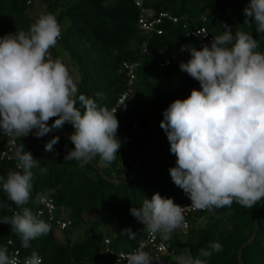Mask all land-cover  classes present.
Here are the masks:
<instances>
[{"label": "trees", "instance_id": "trees-1", "mask_svg": "<svg viewBox=\"0 0 264 264\" xmlns=\"http://www.w3.org/2000/svg\"><path fill=\"white\" fill-rule=\"evenodd\" d=\"M247 2L144 0V7L156 14L167 12L178 20L176 24L163 21L157 26L162 34L147 37L138 28V9L133 0H0V36L27 31L41 14L55 17L60 37L49 49L51 57L63 64L67 60L77 94L96 99L100 106L115 107L129 81L123 64L134 66L130 92L115 107L120 147L110 163L101 162L98 156L84 167L76 161H65L67 151L74 147L68 140L73 129L67 122L39 138L33 134L35 129L25 139L0 135V175L15 169L10 157L21 144L43 168L32 170L30 197L21 207L36 214L41 209L38 194L47 190L49 199L70 222L68 229L59 232V240L54 224L45 216L39 217L50 225V231L30 241L29 248H22L18 235L9 225L0 223V245L6 246L8 254L17 252L21 264L33 250L42 258V264H110L111 256L103 254L104 248L131 251L147 233L130 214V208L139 207L153 193L171 198L179 206L191 203L168 173L175 166V156L169 152L166 134L159 127L162 110L174 99H184L190 90L199 89L198 82L178 67L189 58L186 50L180 51L181 46L197 49L199 42L186 34L195 27H204L211 40L223 31L222 25L233 31L244 28L242 10ZM36 7L42 8L38 15L33 13ZM245 30L257 39V50L264 51V33L257 34L253 27ZM145 42L147 51L142 53ZM164 58L170 62L160 67ZM185 93L187 96H182ZM53 119L47 123L51 125ZM54 135L59 137L58 143L52 151H45L44 144ZM0 202L5 204L0 208V217L21 210L2 193ZM188 222L185 234H171L174 255L185 248L196 255L211 240L219 242L222 251L213 252L207 264H264V198L250 209L233 202L231 207L205 210L190 216ZM124 229L135 233V239L122 235ZM168 264H173V257Z\"/></svg>", "mask_w": 264, "mask_h": 264}, {"label": "clouds", "instance_id": "clouds-1", "mask_svg": "<svg viewBox=\"0 0 264 264\" xmlns=\"http://www.w3.org/2000/svg\"><path fill=\"white\" fill-rule=\"evenodd\" d=\"M242 11L244 28L233 31L222 25L223 31L199 50L181 46L189 58L178 64L179 70L197 81L199 89L169 103L159 122L175 156V166L168 169L170 178L196 210L211 212L233 202L250 209L264 198V51L257 50V39L245 30L253 27L257 34L264 33V0H248ZM59 37L60 26L47 13L39 15L27 31L0 36V135L17 139L35 129L33 134L39 138L67 122L73 129L68 140L74 147L65 161L84 167L98 156L110 163L120 147L117 108L108 109L92 97L77 94L76 81L49 52ZM50 118H54L51 125ZM58 140L52 136L44 150L52 151ZM10 158L15 169L0 175V193L21 210L0 217V223L18 235L22 248H29L30 241L50 231L45 220L21 207L30 197L32 170L40 163L22 144ZM49 196L47 190L38 194V202L48 204ZM184 209L171 198L153 193L129 212L149 235L167 241L184 223ZM121 234L129 240L136 237L128 229ZM220 251L222 245L209 240L196 255L188 248L181 250L173 256V264H207V258ZM121 260L162 264L158 255L140 247L121 253L116 264ZM0 264L21 261L0 245ZM22 264H42V258L33 250Z\"/></svg>", "mask_w": 264, "mask_h": 264}, {"label": "built area", "instance_id": "built-area-1", "mask_svg": "<svg viewBox=\"0 0 264 264\" xmlns=\"http://www.w3.org/2000/svg\"><path fill=\"white\" fill-rule=\"evenodd\" d=\"M134 6L138 9V17H137V25L139 30L142 32L144 36L151 37L153 34L161 35L162 30L157 29V26L160 25L163 21L172 22L176 24L178 22L177 18L172 16L171 14L167 12H162L156 14L153 10L144 7V0H133ZM186 37H192L197 39L198 46L197 49H199L206 40L210 41V37L208 35V32L204 27H195L190 32L186 34ZM142 53H146L147 51V44L146 42L142 44ZM174 57H171L173 59ZM170 60L165 59L159 63L160 67H165L169 64ZM124 70L127 72V75L129 76V81L127 85V90L125 93H123L116 102L115 107L121 105L124 101V99L127 97V94L130 92L131 82L134 78V66L124 63L123 64ZM114 107V108H115ZM113 108V109H114ZM40 203V202H39ZM41 209L36 213L39 217L45 216L47 217L48 221L54 224L55 229L61 231L66 230L69 228L70 222L68 219H66L63 215V210L61 208H58L54 205L53 201L49 199L48 204L40 203ZM185 207L184 209V223L182 226L175 230L174 232H179L181 234H185L189 229V222L188 218L190 216H195L196 214L203 212L205 210H196L190 206V204L181 206ZM60 212L58 217H56V213ZM108 241H105V244H107ZM7 245H10V242H7ZM143 248L145 251L151 252L153 255H158L161 258V261L165 264H168L169 260L174 256V249L171 247L170 239L167 241H162L158 235H149L146 233L143 238H141L135 247L131 249L133 251L136 248ZM127 252H115L113 250H109L107 247L104 248L103 254L104 255H110L111 260L110 264H116L117 259H119L121 253H128ZM9 255H16L17 252H10ZM18 258V257H17ZM120 264H124L123 260H121Z\"/></svg>", "mask_w": 264, "mask_h": 264}, {"label": "rangeland", "instance_id": "rangeland-1", "mask_svg": "<svg viewBox=\"0 0 264 264\" xmlns=\"http://www.w3.org/2000/svg\"><path fill=\"white\" fill-rule=\"evenodd\" d=\"M40 9H42L41 7H36L33 11V13H35V14H40L41 13V11H40ZM68 61L67 60H64V65L66 66V68H67V70H70L71 69V67L68 65V63H67ZM62 134V133H61ZM56 231V237H57V239H61L62 238V234L61 233H59V232H61V231H59V230H55Z\"/></svg>", "mask_w": 264, "mask_h": 264}, {"label": "water", "instance_id": "water-1", "mask_svg": "<svg viewBox=\"0 0 264 264\" xmlns=\"http://www.w3.org/2000/svg\"><path fill=\"white\" fill-rule=\"evenodd\" d=\"M182 96H187V93L182 94ZM23 138L25 139V136H23ZM142 157V153L138 156L137 161L140 160V158ZM137 164V163H136ZM261 205V203L259 204V206Z\"/></svg>", "mask_w": 264, "mask_h": 264}]
</instances>
